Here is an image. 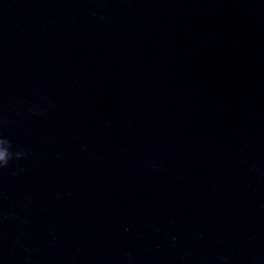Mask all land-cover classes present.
Returning <instances> with one entry per match:
<instances>
[{"label":"water","instance_id":"obj_1","mask_svg":"<svg viewBox=\"0 0 264 264\" xmlns=\"http://www.w3.org/2000/svg\"><path fill=\"white\" fill-rule=\"evenodd\" d=\"M0 138V264H264V0H0Z\"/></svg>","mask_w":264,"mask_h":264},{"label":"clouds","instance_id":"obj_2","mask_svg":"<svg viewBox=\"0 0 264 264\" xmlns=\"http://www.w3.org/2000/svg\"><path fill=\"white\" fill-rule=\"evenodd\" d=\"M0 141L4 142V143H8V141L6 139L0 138ZM19 153H17L16 158L19 159L20 158ZM12 157L10 156L8 151H4L3 153H0V167H4L7 166L9 160Z\"/></svg>","mask_w":264,"mask_h":264}]
</instances>
